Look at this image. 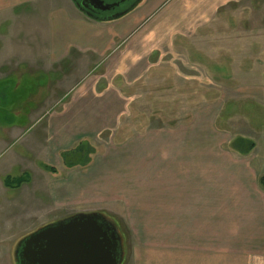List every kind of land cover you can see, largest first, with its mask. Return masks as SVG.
<instances>
[{"label": "crops", "instance_id": "obj_1", "mask_svg": "<svg viewBox=\"0 0 264 264\" xmlns=\"http://www.w3.org/2000/svg\"><path fill=\"white\" fill-rule=\"evenodd\" d=\"M238 2L142 0L121 18L97 21L73 0H0V77L13 75L21 80L52 75L49 82L58 84L54 95L49 86L45 97L39 96L44 100L36 110L45 111L49 123L44 141L35 139L29 150L46 151L50 161L54 154L84 138L92 140L115 129L130 111L136 94L131 92L132 86L168 66L166 49L174 52L175 47L183 46L191 63L211 71L210 64L218 63L217 59L198 49L183 33L215 32L213 25L207 24L216 17H233L236 11L229 6ZM239 44L244 45L235 42V46L223 48H239ZM196 51L203 62L194 57ZM261 55L250 58L252 66H260ZM225 58H221L222 64ZM172 59L175 73L174 56ZM97 63L104 67L93 74ZM90 74L96 83L88 84ZM118 79L121 82L116 83ZM98 81L107 82L99 94ZM60 94L64 97L59 101ZM260 97L264 103V95ZM50 100L53 103L48 104ZM55 106L59 109L51 110ZM234 139L226 143L227 148ZM255 144L247 154L127 152L109 156L101 164L94 155L88 167L69 169L71 177L61 181L59 188H47L56 202L51 220L69 217L75 209L85 207L86 194L99 198L108 171L116 180L114 190H107L108 198L114 199L112 192L126 194L116 197L124 200L123 223L131 231L133 225H160V243H152L156 240H150L149 231L139 230L141 235L136 238L144 241L129 249L122 264H264V152H254ZM122 176L139 181L137 185L142 182L146 188L131 189L124 183L121 190L117 183L122 182L118 179ZM142 176L146 180L137 179ZM62 200L64 208L59 207ZM109 215L121 226L117 215ZM170 225L171 234L165 227Z\"/></svg>", "mask_w": 264, "mask_h": 264}, {"label": "rangeland", "instance_id": "obj_2", "mask_svg": "<svg viewBox=\"0 0 264 264\" xmlns=\"http://www.w3.org/2000/svg\"><path fill=\"white\" fill-rule=\"evenodd\" d=\"M234 5L229 6L236 11L233 17H216L207 24L213 25L215 32L183 33L218 63L210 64L209 71L205 65L191 63L183 46L175 47L174 52L166 49L164 56L169 61L168 66L160 67L163 69L158 73L155 70L149 78L132 86L131 92L136 94L130 111L116 123L115 129L105 130L90 140L97 150L94 155L98 163L106 162L114 154L127 152H232L226 143L240 135L250 136L257 143L254 152H264V143L260 141L264 137V103L258 100L260 95H264V55L260 56V66H252L250 59L252 56L257 58L258 53L264 54V0H239ZM235 42L244 45L223 48ZM250 43L256 44L249 46ZM196 52L194 57L203 62V56ZM172 56L176 61L175 73ZM222 57H227L223 64L220 62ZM100 66L97 63L92 73L102 72L104 66ZM89 76L88 84L96 83L94 76ZM52 77L37 75L31 79L24 76L21 80L13 75L0 77V264H17L15 249L18 242L40 227L57 221L51 220L53 215L50 212L56 202L54 205L47 188H59L61 181L71 177V170L83 169L75 167L67 172L69 169L60 154H54L49 161L50 155L46 151L41 154L38 149L34 152L29 150L35 139L43 142L46 137L49 118L45 117V111L42 113L36 109L44 100L49 86V92L56 90L57 82H49ZM119 82L118 79L116 83ZM106 83L97 82L98 94ZM40 95L44 97L41 99ZM57 97L60 101L64 94ZM53 100L47 103H53ZM53 109L58 110L59 107ZM44 164L53 166L57 173L47 170ZM127 177L118 178L122 180L117 183L121 190L126 187L121 185L124 183L131 189L146 188L142 182L137 185L139 181L134 180V183ZM137 179L146 180L145 176ZM115 181L107 171L102 178L100 197L92 199V194H86V206L75 209L72 215L101 212L113 220L123 238L125 258L130 248L144 241L136 238L141 235L138 232L141 229L149 231L150 240H156L152 243H160V225H133L131 231L123 223L126 213L124 200L116 199L124 193L112 192L114 199L108 198L107 190L113 189ZM59 207H65V200ZM109 213L117 215L121 226ZM165 227L171 234L172 226Z\"/></svg>", "mask_w": 264, "mask_h": 264}, {"label": "water", "instance_id": "obj_3", "mask_svg": "<svg viewBox=\"0 0 264 264\" xmlns=\"http://www.w3.org/2000/svg\"><path fill=\"white\" fill-rule=\"evenodd\" d=\"M73 1L89 18L113 21L132 11L142 0L111 16L87 11L80 0ZM88 1L111 7L107 0ZM15 257L17 264H122L123 238L117 224L103 213L79 212L26 235L18 242Z\"/></svg>", "mask_w": 264, "mask_h": 264}, {"label": "trees", "instance_id": "obj_4", "mask_svg": "<svg viewBox=\"0 0 264 264\" xmlns=\"http://www.w3.org/2000/svg\"><path fill=\"white\" fill-rule=\"evenodd\" d=\"M255 145L256 144L253 140L244 137H237L231 142L230 147L233 151L247 154L252 151ZM96 152L97 150L91 144L90 140L84 138L80 140L74 148L61 151L60 155L62 156V161L67 169H73L75 167L86 168L92 163L93 155ZM44 167L55 174L57 173V170L53 166L44 164Z\"/></svg>", "mask_w": 264, "mask_h": 264}, {"label": "flooded vegetation", "instance_id": "obj_5", "mask_svg": "<svg viewBox=\"0 0 264 264\" xmlns=\"http://www.w3.org/2000/svg\"><path fill=\"white\" fill-rule=\"evenodd\" d=\"M111 7H103L97 6V4H92L88 0H80L82 4V8L86 9L87 11L94 12L100 16H111L115 13H119L130 6H132L137 0H107ZM106 8V9H105Z\"/></svg>", "mask_w": 264, "mask_h": 264}]
</instances>
